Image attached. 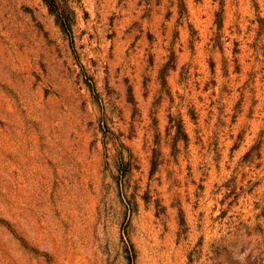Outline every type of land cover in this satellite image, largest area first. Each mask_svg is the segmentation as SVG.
Returning <instances> with one entry per match:
<instances>
[{
    "label": "rangeland",
    "instance_id": "obj_1",
    "mask_svg": "<svg viewBox=\"0 0 264 264\" xmlns=\"http://www.w3.org/2000/svg\"><path fill=\"white\" fill-rule=\"evenodd\" d=\"M0 264H264V0H0Z\"/></svg>",
    "mask_w": 264,
    "mask_h": 264
}]
</instances>
